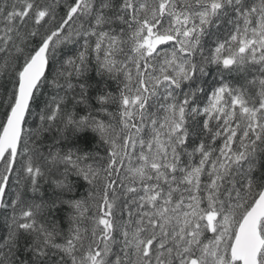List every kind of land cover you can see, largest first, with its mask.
I'll return each mask as SVG.
<instances>
[{"label":"snow or ice","instance_id":"6c2138e0","mask_svg":"<svg viewBox=\"0 0 264 264\" xmlns=\"http://www.w3.org/2000/svg\"><path fill=\"white\" fill-rule=\"evenodd\" d=\"M0 264H264V0H0Z\"/></svg>","mask_w":264,"mask_h":264}]
</instances>
